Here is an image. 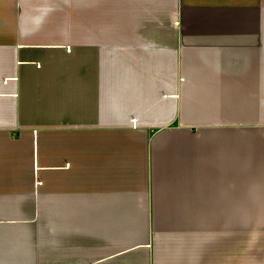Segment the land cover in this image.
Segmentation results:
<instances>
[{
  "label": "crops",
  "instance_id": "obj_1",
  "mask_svg": "<svg viewBox=\"0 0 264 264\" xmlns=\"http://www.w3.org/2000/svg\"><path fill=\"white\" fill-rule=\"evenodd\" d=\"M264 0H0V264H264Z\"/></svg>",
  "mask_w": 264,
  "mask_h": 264
},
{
  "label": "rangeland",
  "instance_id": "obj_2",
  "mask_svg": "<svg viewBox=\"0 0 264 264\" xmlns=\"http://www.w3.org/2000/svg\"><path fill=\"white\" fill-rule=\"evenodd\" d=\"M250 223H251V226L254 227V226H258L260 224H264V217H256V216H252L250 217Z\"/></svg>",
  "mask_w": 264,
  "mask_h": 264
}]
</instances>
